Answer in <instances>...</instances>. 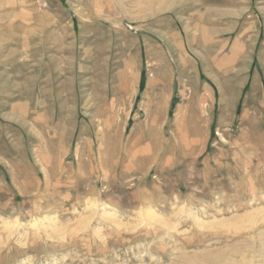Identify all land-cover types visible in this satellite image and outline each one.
Returning <instances> with one entry per match:
<instances>
[{"label": "rangeland", "instance_id": "374dc122", "mask_svg": "<svg viewBox=\"0 0 264 264\" xmlns=\"http://www.w3.org/2000/svg\"><path fill=\"white\" fill-rule=\"evenodd\" d=\"M0 264H264V0H0Z\"/></svg>", "mask_w": 264, "mask_h": 264}]
</instances>
